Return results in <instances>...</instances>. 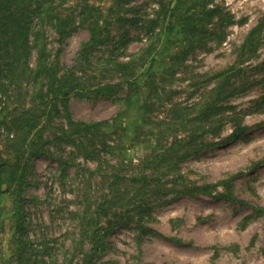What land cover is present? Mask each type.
Here are the masks:
<instances>
[{
    "label": "trees",
    "instance_id": "16d2710c",
    "mask_svg": "<svg viewBox=\"0 0 264 264\" xmlns=\"http://www.w3.org/2000/svg\"><path fill=\"white\" fill-rule=\"evenodd\" d=\"M154 2V16L144 18L130 0H0V197L11 200L10 256L2 264L45 260L57 264L58 247L39 237L32 240L24 210L36 159L56 161L67 169L70 165L63 156L70 148L72 158L97 162L94 174L102 194L93 203L87 200L79 216L78 235L61 248V264H96L111 225L132 223L134 230L144 234L147 229L142 222L150 215L152 202L171 194H193L183 183L182 161L212 146L204 140L207 133L218 135L228 121L243 115L227 101L246 89L242 66L257 57L264 43V16L238 49L233 65L213 76L193 72L185 76L192 89L200 88L199 79L203 85L215 82L213 88L193 103H176L178 71L186 68L189 52L223 44L225 30L234 20L221 8H208L199 1ZM79 27L89 37L81 44L73 67L66 68L59 58H51L48 35L52 31L62 40ZM129 28L144 29L149 35L148 44L134 54L126 53L123 34ZM115 32L121 35L118 48L106 57L94 55L112 41ZM173 40L178 52L169 57L168 69L154 70L159 49L163 51ZM141 93L145 98L139 109L145 115L158 105L167 106L165 119L146 116L152 126L145 122L146 136L153 141V149L138 164L123 165L121 160L109 164L102 154L113 150L105 123L75 121L70 101L111 97L122 115L136 107ZM244 132L237 126L230 139Z\"/></svg>",
    "mask_w": 264,
    "mask_h": 264
},
{
    "label": "rangeland",
    "instance_id": "374dc122",
    "mask_svg": "<svg viewBox=\"0 0 264 264\" xmlns=\"http://www.w3.org/2000/svg\"><path fill=\"white\" fill-rule=\"evenodd\" d=\"M194 1L208 8H221L232 15L234 23L225 30L223 44L212 43L207 49L189 52L184 62L186 68L178 71L176 103H193L202 92L213 88L215 82L203 85L199 79L200 88L192 89L185 76L188 72L213 76L233 65L238 49L264 16V0ZM130 5L136 6L144 18H152L157 9L154 0H130ZM125 32L127 54L139 52L149 42L144 29L129 28ZM88 37L83 27L62 40L50 31L51 58H59L66 68L73 67L81 44ZM120 37L115 32L112 41L98 48L94 55L106 57L118 48ZM176 44L173 40L163 51L159 49L154 70L168 69L169 57L178 52ZM242 69L241 80L246 89L228 100L227 105L243 115L228 121L218 135L207 133L204 140L212 146L180 165L183 183L193 194H171L163 201L152 202L150 215L142 222L147 229L144 234L134 230L132 223L123 225V221H118L117 227L111 225L96 264H264V43L257 57ZM143 96L141 93L136 107L122 115L111 97L71 99L70 113L75 121L105 123L113 150L111 154H102L109 164L117 163L116 160L123 165L138 164L153 149V141L146 136L145 122L150 124L146 116L165 119L167 106L158 105L153 113L145 115L139 109ZM237 126L245 132L232 140ZM69 150L63 156L70 165L67 169L60 168L56 161L36 159L30 186L25 191L29 201L24 208L29 215V234L32 240L39 237L56 244L57 264L62 261V244L69 246L73 236L78 235L79 216L87 200L93 203L102 194L100 179L94 174L97 162L80 156L74 159ZM207 185L216 187L211 191L201 189ZM197 187L199 191H195ZM10 206L9 198L0 197V264L10 256Z\"/></svg>",
    "mask_w": 264,
    "mask_h": 264
}]
</instances>
